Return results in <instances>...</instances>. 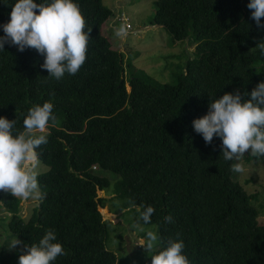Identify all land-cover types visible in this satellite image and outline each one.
<instances>
[{
	"label": "trees",
	"instance_id": "16d2710c",
	"mask_svg": "<svg viewBox=\"0 0 264 264\" xmlns=\"http://www.w3.org/2000/svg\"><path fill=\"white\" fill-rule=\"evenodd\" d=\"M246 1L155 0L151 23L195 45V57L175 83L157 84L126 60L107 33L115 12L104 0H74L85 30L92 28L86 61L75 75L50 77L41 67L44 55L5 43L0 117L15 120V132L36 105L53 103L55 116L48 143L37 149L48 166L38 174L44 198L24 217L21 199L0 191L11 214L8 229L23 246L51 229L66 252L52 264H120L107 245L103 189L138 215V209L154 208L148 224L158 226L156 252L169 240H182L190 264H264V224L252 203L258 194L234 178L235 161L223 159L221 138L207 144L193 126L212 100L237 90L250 98L264 81V53L256 47L264 43V30ZM15 2L0 0V36ZM108 172L115 176L102 175ZM142 264H151V256Z\"/></svg>",
	"mask_w": 264,
	"mask_h": 264
},
{
	"label": "clouds",
	"instance_id": "9594fccd",
	"mask_svg": "<svg viewBox=\"0 0 264 264\" xmlns=\"http://www.w3.org/2000/svg\"><path fill=\"white\" fill-rule=\"evenodd\" d=\"M247 7L251 10L252 19L264 30V23H261L264 0H250ZM121 12L117 11L115 15ZM128 27L121 22L114 27L115 36L126 37ZM85 28V17L74 0H52L50 4L16 0L9 22L3 25L0 49H5V43L17 46L20 51L35 49L45 57L41 67L47 70L48 76L61 80L66 73L77 74L86 61L92 28ZM256 47L264 53V43H258ZM128 87L130 91L129 84ZM248 95L246 91L241 94L239 90L226 92L210 102L206 115L193 121L194 130L207 144L212 143L214 136L221 138L223 159L237 161L231 166L236 173L245 171L239 161L249 150L253 157H264V81L251 91L250 98H245ZM53 108L51 102L32 107L23 121V130L15 132V120L0 117V191L21 200L44 198L38 183L40 160L37 149L48 143L47 128L50 121H55ZM92 168L96 170L98 165ZM138 211L139 220L144 224L151 222L155 211L152 206ZM165 219L172 222L173 218L169 215ZM146 235L147 242L140 245L147 253H152L151 264H190L183 252L185 245L182 240H169L166 247L156 252L159 237L151 230ZM21 243L15 239L9 249H15ZM24 248L26 251H21L19 264H52L58 256L66 255L62 243L51 229L38 243L25 244Z\"/></svg>",
	"mask_w": 264,
	"mask_h": 264
},
{
	"label": "rangeland",
	"instance_id": "374dc122",
	"mask_svg": "<svg viewBox=\"0 0 264 264\" xmlns=\"http://www.w3.org/2000/svg\"><path fill=\"white\" fill-rule=\"evenodd\" d=\"M154 2L155 0H104L115 14L117 11H123L130 18L131 26L126 37L115 36L114 27H118L121 22L113 21L117 19V15H114L108 22L107 33L115 45L124 52L126 60L129 59L140 73L157 84L175 83L183 72L186 62L195 57V45L189 40L175 41L166 28L151 23L155 11ZM245 158L250 160L253 158V162H246ZM239 163L243 165L245 171L234 172V178L242 180L248 193L258 194L257 199L252 203L260 210L259 220L264 224V161L251 156L249 150ZM47 168L48 166L40 161L38 173ZM109 173L102 175L115 176ZM103 191L104 193L99 190L98 193L99 197L106 199L101 207H104L110 230L108 248L119 255L120 264H142L151 253H147L145 247L140 244L147 242L146 233L149 230L159 237L158 226L142 223L139 215L132 208L122 209L119 198L113 197L114 194L110 191ZM37 203L38 198L21 200L20 213L24 217L29 216ZM10 215L0 202V264H13L21 251H26L22 243L15 249H9L10 243L18 239V235L8 229Z\"/></svg>",
	"mask_w": 264,
	"mask_h": 264
},
{
	"label": "built area",
	"instance_id": "2783aa9c",
	"mask_svg": "<svg viewBox=\"0 0 264 264\" xmlns=\"http://www.w3.org/2000/svg\"><path fill=\"white\" fill-rule=\"evenodd\" d=\"M116 20H120L122 23L128 25V28H131L130 26V18L128 16H126V14L124 12H121L117 15V19ZM94 168H96V166H94Z\"/></svg>",
	"mask_w": 264,
	"mask_h": 264
},
{
	"label": "water",
	"instance_id": "95a60500",
	"mask_svg": "<svg viewBox=\"0 0 264 264\" xmlns=\"http://www.w3.org/2000/svg\"><path fill=\"white\" fill-rule=\"evenodd\" d=\"M101 191L104 193L103 190H101ZM102 214H103L104 219H106L107 215H105L103 212H102ZM111 216H112V215H111Z\"/></svg>",
	"mask_w": 264,
	"mask_h": 264
}]
</instances>
